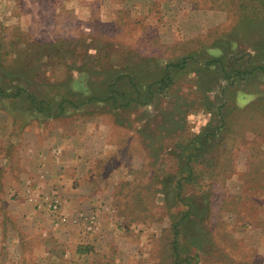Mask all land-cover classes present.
Instances as JSON below:
<instances>
[{"label":"rangeland","instance_id":"obj_1","mask_svg":"<svg viewBox=\"0 0 264 264\" xmlns=\"http://www.w3.org/2000/svg\"><path fill=\"white\" fill-rule=\"evenodd\" d=\"M0 264H264V0H0Z\"/></svg>","mask_w":264,"mask_h":264},{"label":"crops","instance_id":"obj_2","mask_svg":"<svg viewBox=\"0 0 264 264\" xmlns=\"http://www.w3.org/2000/svg\"><path fill=\"white\" fill-rule=\"evenodd\" d=\"M28 180H24V181H22V183L20 184V192H22L21 194H23L22 196H21V200H23V201H26L27 202V199H34L35 197H34V193H33V189L34 188H30L29 186H27L26 188H25V185H22L23 183H25V182H27ZM26 191H29V193H26ZM26 193V194H25ZM31 193H32V196H31Z\"/></svg>","mask_w":264,"mask_h":264},{"label":"trees","instance_id":"obj_3","mask_svg":"<svg viewBox=\"0 0 264 264\" xmlns=\"http://www.w3.org/2000/svg\"><path fill=\"white\" fill-rule=\"evenodd\" d=\"M186 61H187L186 59H183L182 61H179L178 63H176V66L183 67L186 64ZM213 61H215V60H213ZM16 94H18V92Z\"/></svg>","mask_w":264,"mask_h":264}]
</instances>
